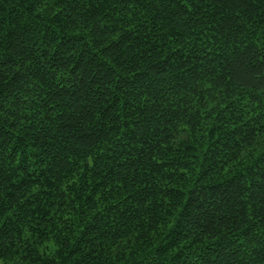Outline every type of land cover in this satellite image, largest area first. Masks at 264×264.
Masks as SVG:
<instances>
[{
  "label": "trees",
  "instance_id": "16d2710c",
  "mask_svg": "<svg viewBox=\"0 0 264 264\" xmlns=\"http://www.w3.org/2000/svg\"><path fill=\"white\" fill-rule=\"evenodd\" d=\"M0 264H264V0H0Z\"/></svg>",
  "mask_w": 264,
  "mask_h": 264
}]
</instances>
